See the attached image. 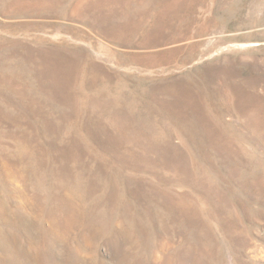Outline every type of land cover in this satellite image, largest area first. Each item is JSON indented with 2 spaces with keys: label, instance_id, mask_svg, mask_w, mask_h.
Masks as SVG:
<instances>
[{
  "label": "rangeland",
  "instance_id": "1",
  "mask_svg": "<svg viewBox=\"0 0 264 264\" xmlns=\"http://www.w3.org/2000/svg\"><path fill=\"white\" fill-rule=\"evenodd\" d=\"M52 1L0 0V264H264V0Z\"/></svg>",
  "mask_w": 264,
  "mask_h": 264
},
{
  "label": "bare ground",
  "instance_id": "2",
  "mask_svg": "<svg viewBox=\"0 0 264 264\" xmlns=\"http://www.w3.org/2000/svg\"><path fill=\"white\" fill-rule=\"evenodd\" d=\"M49 1V0H48ZM52 1V0H51ZM56 1V0H55ZM64 1V0H63ZM124 1V0H123ZM53 2V1H52ZM57 2V1H56ZM78 2V1H77ZM92 2V1H91ZM101 2V1H100ZM177 2H179V0H177ZM40 3V2H39ZM59 3V2H58ZM70 3V2H69ZM81 3V2H80ZM90 3V2H89ZM88 3V4H89ZM61 4V6H62V3H60ZM87 4V5H88ZM175 7H176V0H175V2L174 3H172ZM180 4V3H179ZM187 5V4H186ZM22 6H24V5H22ZM53 7V9H54V6H52ZM55 7H57V6H55ZM94 7V6H93ZM170 7H171V5H170ZM51 8V7H50ZM49 8V9H50ZM58 8V7H57ZM62 8V7H61ZM89 8V7H88ZM90 8L92 9V7L90 6ZM48 9V10H49ZM52 9V8H51ZM60 9V8H59ZM63 9V8H62ZM65 9V8H64ZM189 10V9H188ZM136 12V11H135ZM143 12V11H142ZM56 13V12H55ZM52 14V13H51ZM62 14V13H61ZM179 15V14H178ZM186 15V14H185ZM166 16H167V20L169 21L170 19H171V17L172 16H170L169 15V10H167V13H166ZM139 17V16H138ZM173 18V17H172ZM135 20V19H134ZM135 24V23H134ZM173 26V25H172ZM173 28H174V26H173ZM125 31V30H124ZM123 31V32H124ZM123 34V33H122ZM57 52V51H56ZM47 53V52H46ZM54 53V52H53ZM52 53V54H53ZM59 54V53H58ZM57 56H59V55H57ZM67 56V55H66ZM44 57H45V55H44ZM82 57V56H81ZM57 58V57H56ZM55 58V59H56ZM69 58H71V57H69ZM57 60V59H56ZM61 60H62V57H61ZM66 60V59H65ZM71 60V59H70ZM38 61V60H37ZM37 61H35V62H37ZM47 61V60H46ZM68 61H69V59H68ZM68 61L66 62V63H68ZM78 61V60H77ZM11 63V62H10ZM48 63V62H47ZM52 63V62H51ZM54 63H55V61H54ZM65 62H63V64H64ZM74 63V62H73ZM56 64V63H55ZM10 65H12V64H10ZM49 65H50V63H49ZM14 65H12V67H13ZM52 66V65H51ZM55 66V65H54ZM64 66V65H63ZM10 67V66H9ZM36 67V66H35ZM53 67V66H52ZM56 67V66H55ZM54 67V68H55ZM79 67V66H78ZM37 68H38V66H37ZM76 68V67H75ZM32 69V68H31ZM30 69V70H31ZM35 69V68H34ZM48 69V68H47ZM62 69V68H61ZM71 69V68H70ZM63 70V69H62ZM68 70V69H67ZM32 71V70H31ZM81 73H82V71H81ZM80 73V74H81ZM87 73V72H86ZM6 74V73H5ZM10 75V74H9ZM29 75V74H28ZM31 75V74H30ZM58 75H55V76H52V80H54V79H59L58 77H57ZM72 78V77H71ZM70 78V79H71ZM31 79H33V78H30L29 80H31ZM64 79V78H63ZM81 79V78H80ZM35 80V79H34ZM34 80H32L31 82H33ZM65 80V79H64ZM81 81V80H80ZM82 82V81H81ZM34 83V82H33ZM82 84L83 85H85L83 82H82ZM35 85V84H34ZM36 86V85H35ZM34 86V87H35ZM42 87H43V84H42ZM19 92V91H18ZM21 93V92H20ZM29 93V92H28ZM24 94H26L25 92H24ZM30 94V93H29ZM28 95V94H27ZM27 95H25L24 97H26ZM31 95V94H30ZM21 97H23V96H21ZM31 97V96H30ZM192 97V96H191ZM27 98H28V96H27ZM25 99V100H27V101H25L24 100V105L29 109V111H42L43 110V99H44V91L42 90V93H41V96H36V94L33 96V97H31V98H29V99ZM39 99H41V102H40V104H39ZM192 99V98H191ZM194 99V98H193ZM187 100V99H186ZM196 100V99H195ZM188 101H189V99H188ZM191 101V100H190ZM189 101V102H190ZM198 104V103H197ZM201 104V103H200ZM192 105H194V104H192ZM199 106V105H198ZM197 106V107H198ZM191 107V106H190ZM189 108V107H188ZM196 108V107H195ZM194 109V108H193ZM253 111V110H252ZM180 112V111H179ZM181 114H182V112H181ZM180 114V115H181ZM186 114V113H185ZM256 114V113H255ZM15 120V119H14ZM12 121V120H11ZM16 121V120H15ZM13 122V121H12ZM83 122V121H82ZM81 123V122H80ZM20 124V123H19ZM82 125H84V124H82ZM91 125V124H90ZM18 126V125H17ZM28 131V130H27ZM3 137V136H2ZM10 137V136H9ZM20 139H23L22 137H19ZM14 139V138H13ZM22 141V140H21ZM13 142V141H12ZM15 142H16V139H15ZM25 142V141H24ZM14 143V142H13ZM48 151V150H47ZM9 152V151H8ZM19 152V151H18ZM46 152V151H45ZM20 153V152H19ZM43 153V152H42ZM50 153V152H49ZM6 155V154H5ZM15 155H17V154H15ZM47 157H49V156H47ZM10 158V157H9ZM7 159V158H6ZM14 159V158H13ZM15 160V159H14ZM93 163V162H92ZM91 164V163H90ZM92 165V164H91ZM11 167V166H10ZM90 168V167H89ZM106 168L108 169V171H112V168H113V165H111V166H106ZM90 170V169H89ZM92 170V169H91ZM90 170V171H91ZM6 171V170H5ZM76 172V171H75ZM2 173V172H1ZM6 173V172H5ZM91 174V173H90ZM110 175V177H109V179H107V181L108 182H110L111 181V179H113L114 177H116V175L115 174H113V173H109ZM1 175V174H0ZM25 175V174H24ZM61 175V174H60ZM76 175V174H75ZM26 176V175H25ZM59 176V175H58ZM60 177H62V175L60 176ZM86 177V173H85V171H83V172H80L79 174H77L75 177H74V184H73V186L72 187H70V188H72L73 190H75V191H79V189H80V187H81V189H82V191H81V195H79L78 197H80V199L82 200H84V199H86V198H88L90 195H93V194H89V193H91V192H94L95 193V184H88V185H86V181L84 180V178ZM64 178V177H63ZM61 179V181H62V178H60ZM119 180H120V178H118ZM59 180V179H58ZM57 180V181H58ZM66 180V179H65ZM123 180V179H122ZM60 181V180H59ZM94 181V180H93ZM103 182H105V186H106V181H103ZM61 184L63 183V181L62 182H60ZM95 183V182H94ZM115 183V182H114ZM117 183V182H116ZM61 184H58L59 186H63V188H65L66 186H64V183L61 185ZM112 184H113V182H112ZM111 184V185H112ZM97 187L99 186V184L98 185H96ZM105 186H102V187H105ZM108 186V185H107ZM122 186V185H121ZM120 187V186H119ZM47 188V187H46ZM45 188V189H46ZM108 188V187H107ZM98 189V188H97ZM101 189V188H100ZM109 190V189H108ZM113 189H111V191H112ZM121 191H122V189H120ZM45 191V190H44ZM114 191V190H113ZM111 192L110 194L113 196V197H109V198H107L109 201H110V203L112 204V202H113V206L111 207V208H117L116 207V205L117 204H120V202H122V197H119V195L118 194H116V193H114V192ZM51 192V191H50ZM73 194V193H72ZM48 195V194H47ZM62 195V194H61ZM46 196V195H45ZM64 196V195H63ZM109 196V195H108ZM58 197V196H57ZM56 197V198H57ZM65 197V196H64ZM64 197H62V200H64L63 198ZM67 197H71V193H68V196ZM66 198V197H65ZM101 198V197H100ZM105 198V197H104ZM58 199V198H57ZM61 199V198H60ZM98 199V198H97ZM52 200V199H51ZM104 200V199H103ZM105 200H106V198H105ZM56 201V200H55ZM66 201V204H67V207L69 208V210H70V212L68 213V211H67V208H66V206L64 207L63 205H62V207H60V210H61V212H67L70 216H68L67 215V213L65 214V218L63 219L65 222H66V224H69V223H71V224H73L74 222H76V216H80V213H84V212H87V211H89L91 214L90 215H92L91 217L93 218L94 216H93V214H92V212L94 211V209H95V205L94 206H90V208H87L88 206H85L84 208H77V204H76V206L72 203V198H67L66 200H64V202ZM76 201V200H75ZM79 201V200H78ZM63 202V201H62ZM71 202V203H70ZM108 202V201H107ZM84 203V202H83ZM12 204V203H11ZM52 204V203H51ZM65 204V203H64ZM96 204V203H95ZM99 204V203H98ZM98 204H97V206H96V208H98L99 206H98ZM103 204V203H102ZM105 204V203H104ZM122 204V203H121ZM30 205V204H29ZM69 205L71 206V207H69ZM73 205H74V207H73ZM104 206V205H103ZM53 207V206H52ZM121 207V206H120ZM37 208V207H36ZM42 208V207H41ZM59 208V207H58ZM51 209V208H50ZM99 209V208H98ZM110 209V208H109ZM42 209H40V211H41ZM46 210H47V208H46ZM47 212V214H49L48 216H46L45 218H52L53 216L54 217H57V211H50V210H48V211H46ZM58 212H60V211H58ZM109 212V211H108ZM118 212V211H117ZM99 213H102V212H99ZM110 213V212H109ZM114 213H115V211H114ZM41 214H42V212H41ZM113 214V213H112ZM115 214H117V213H115ZM60 214H58V216H59ZM98 216H100L99 214H98ZM110 216H112V215H110ZM117 216V215H116ZM105 217H107V216H100V218L101 219H103V220H105L106 218ZM95 218V217H94ZM99 218V217H98ZM117 218V217H116ZM81 219V218H80ZM60 220V219H59ZM100 220V219H99ZM110 220H112V219H110ZM61 221V220H60ZM74 221V222H73ZM89 221V220H88ZM62 222V221H61ZM97 222V221H96ZM101 222V221H100ZM57 222H55V220H54V222L52 223V228H54L55 226H54V224H56ZM88 223V222H87ZM94 223V222H93ZM100 224V223H99ZM110 224V223H109ZM59 225H61V224H59ZM64 225V224H63ZM70 225V224H69ZM66 226V225H65ZM57 227V226H56ZM59 227V226H58ZM60 228V227H59ZM55 229V228H54ZM56 230V229H55ZM47 233V232H46ZM43 237V236H42Z\"/></svg>",
  "mask_w": 264,
  "mask_h": 264
}]
</instances>
